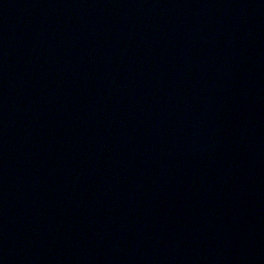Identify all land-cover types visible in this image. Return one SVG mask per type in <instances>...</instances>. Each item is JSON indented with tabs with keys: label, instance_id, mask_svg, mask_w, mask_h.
Instances as JSON below:
<instances>
[{
	"label": "water",
	"instance_id": "95a60500",
	"mask_svg": "<svg viewBox=\"0 0 264 264\" xmlns=\"http://www.w3.org/2000/svg\"><path fill=\"white\" fill-rule=\"evenodd\" d=\"M0 264H264V0H0Z\"/></svg>",
	"mask_w": 264,
	"mask_h": 264
}]
</instances>
